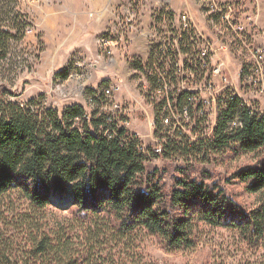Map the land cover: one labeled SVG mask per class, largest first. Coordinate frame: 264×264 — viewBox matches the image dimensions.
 <instances>
[{
	"label": "trees",
	"instance_id": "16d2710c",
	"mask_svg": "<svg viewBox=\"0 0 264 264\" xmlns=\"http://www.w3.org/2000/svg\"><path fill=\"white\" fill-rule=\"evenodd\" d=\"M8 1L0 8L1 59L8 55L6 41H17L12 32L23 25L25 35L34 29L24 24L25 15L8 7L14 0ZM169 15L171 21L174 15ZM151 58L155 64L154 52ZM135 69L145 72L141 65ZM71 71L70 62L58 76L65 81ZM88 95L91 104L98 105L92 114L78 105L59 114L37 100L19 104L0 99V264H140L131 252L138 234L158 238L169 251H191L201 226L237 231L251 244L264 240V199L256 209L244 210L219 185L188 176L176 179L168 194L159 171L147 168L153 160L177 152L208 156L233 149L261 154L264 119L253 118L239 99L231 98L219 107L211 141L178 143V134H167L164 150L157 154L119 128L113 114L102 111L109 100L105 91L91 89ZM189 98L184 93L179 101ZM235 116L244 125L230 134L227 123ZM156 127L157 137L160 122ZM234 179L251 194L263 192L264 159L240 170ZM67 185L72 192L66 209L70 216L51 220V197L62 194ZM15 200L27 202V209L14 211ZM18 243L23 245L20 251ZM120 245L122 254L111 250L102 256Z\"/></svg>",
	"mask_w": 264,
	"mask_h": 264
},
{
	"label": "rangeland",
	"instance_id": "374dc122",
	"mask_svg": "<svg viewBox=\"0 0 264 264\" xmlns=\"http://www.w3.org/2000/svg\"><path fill=\"white\" fill-rule=\"evenodd\" d=\"M148 1H137L140 3L138 18L142 11V6L146 5ZM177 1H180L179 4L181 5L187 0ZM194 1L195 3L199 2L198 0ZM5 2L9 1L0 0V8L6 7L4 6ZM14 2V4H9L8 7H11V9L15 8L16 12L25 15L27 19H25L24 24H32L34 29L25 35L22 32L24 30L23 25L17 28V32H12L17 41L11 40L5 43L8 55L5 59L0 58V99L19 104H27L31 100H37L44 108L54 109L59 114H62L70 106L78 105L83 107L88 114H92L98 108V105L91 104L88 99V91L93 87L100 92L113 88L114 93L108 102L105 103L106 106L103 107L102 111L106 114H113L118 127L125 128L130 134L137 136L146 148L154 150L161 148L164 150L159 141L165 140L170 132L164 127L163 118L168 116L167 114H170V111H173L177 116L180 114L181 107L187 103L184 100L179 101L181 96L184 93H188L191 97H198L199 102L209 97V93L204 88L186 89L177 86L169 90L168 94L156 95L152 84L154 82L152 69L133 73L131 80L125 84H115L110 79L96 83L99 80H92L93 67L83 70L84 77L82 79L69 77V79L63 81L58 76L59 73L47 71L48 68L45 63L43 64L42 55L45 53V43L40 28H35L37 23L41 26L43 21L39 18L37 22L28 13L40 4L41 0H14ZM125 6L126 4L121 6L119 10L122 12ZM160 12L164 13L165 16L161 17L162 14L160 15ZM169 12L174 15L172 11H167V9L153 13L155 19L159 20L162 18L165 22L159 23L158 21L152 35L159 32H174L179 27L177 24L171 25ZM111 28L106 34L100 36H105L111 41V46L106 53L104 55L102 53L99 54L106 60V63L113 59L115 54L112 48L117 43L116 38L109 36ZM223 34L224 28H216L217 37H224ZM19 38H22V40L18 41ZM116 48L118 49L119 47ZM153 50H155V44H151V52H154ZM227 56L236 58V50L227 49ZM95 61L97 64L99 58L97 57ZM134 64L138 65L140 63L136 61ZM119 76H121L119 78L126 77V74L122 72L119 73ZM198 77L200 79V74H198ZM183 80H186L185 75ZM213 85L212 91L217 94L219 91L218 80L215 79ZM200 109V105L195 107L188 117L190 119H183L181 123L183 129L172 135L178 134V143L190 141V144H193L207 139L211 141L214 132L211 136L208 135L213 126H218L221 111H216L214 106H212L207 110V115L200 116ZM157 122H160V128H158L159 135L156 137L154 134L157 129ZM235 147V145L231 146V148ZM263 159L264 150L261 154H243L231 149L221 154L213 152L208 156L205 153L200 154L198 151L177 152L170 153L169 157L153 160L147 165V168L150 171L155 169L159 171L162 183L168 194L174 189L176 179L188 176L190 179L204 181L206 184L219 185L241 208L251 211L256 209L264 199V191L257 194L249 193L245 184L234 179V174L244 168L257 166ZM182 172L183 174H180ZM55 197L72 198L70 186L67 185L62 194H56L51 197L54 207L48 214L51 220L69 217L70 215L66 212V209L70 208L72 199L68 205L59 206L53 200ZM27 207V202L22 200H15L12 204L14 211L26 210ZM200 228L199 242L197 247L191 251H169L158 238L140 233L135 237L134 246L131 249L134 254L133 258L140 264H264V240H261L258 244H251L234 230L208 226H201ZM17 246L19 251L23 247L19 243ZM17 249L15 245L13 250L17 251ZM111 250L115 251L116 254H122L123 252L119 251L124 249L120 245L116 250L108 249L106 253H102V256H105ZM97 264L107 263L100 261Z\"/></svg>",
	"mask_w": 264,
	"mask_h": 264
},
{
	"label": "built area",
	"instance_id": "2783aa9c",
	"mask_svg": "<svg viewBox=\"0 0 264 264\" xmlns=\"http://www.w3.org/2000/svg\"><path fill=\"white\" fill-rule=\"evenodd\" d=\"M137 1L131 0L126 4L110 30L109 36L116 38L117 43L127 42L126 37L136 27L140 8ZM198 1L204 17V30L186 14L178 20L176 31L151 35V44H155V94H168L175 86L204 88L209 93V97L200 102L198 97L189 98L178 116L170 111L162 119L171 136L183 129V119L189 120V115L198 105L201 106L199 115L205 116L212 106L216 110L229 104L231 98L247 101V108L253 109V118L264 119L263 0ZM216 28H224V37L216 36ZM97 44L99 53L104 55L111 41L103 36L98 38ZM227 49H235L236 58H229ZM70 62V78H77L85 68L96 64V61L87 64L79 55H75ZM184 75L186 80H183ZM215 79L218 80L217 94L212 91ZM113 93V88L105 91L108 98ZM243 125L241 118L234 117L227 123L226 132L236 133ZM213 132L214 126L208 136ZM162 142L164 140L159 141V144L162 145ZM154 151L160 154L162 149Z\"/></svg>",
	"mask_w": 264,
	"mask_h": 264
},
{
	"label": "crops",
	"instance_id": "0c3cea01",
	"mask_svg": "<svg viewBox=\"0 0 264 264\" xmlns=\"http://www.w3.org/2000/svg\"><path fill=\"white\" fill-rule=\"evenodd\" d=\"M129 1L41 0V3L28 13L37 22L39 18L43 21L41 26L37 23L35 28H40L43 34L45 53L42 56L47 71L62 72L75 55H79L87 64L94 62L98 57L99 61L93 65L92 80H99L96 83H100L110 79L115 84H125L131 80L133 73L137 72L134 62L139 61L138 65H141L145 71L151 70L154 66L151 61L150 41L157 23L153 17L154 12L164 9L172 11L175 17L169 21L171 25L177 24L182 16L188 14L200 29H205L200 6L194 0L190 2L187 0L181 5L177 0H149L142 6L137 25L129 34L127 42L121 45L116 43L112 48L115 55L106 63V60L99 55L98 38L106 34L117 22L121 12L119 8ZM161 19L159 23H164L165 21ZM122 72L126 77L119 78L121 77L119 73ZM80 74L78 79L84 77L83 71ZM91 89L95 90V87Z\"/></svg>",
	"mask_w": 264,
	"mask_h": 264
},
{
	"label": "bare ground",
	"instance_id": "6f19581e",
	"mask_svg": "<svg viewBox=\"0 0 264 264\" xmlns=\"http://www.w3.org/2000/svg\"><path fill=\"white\" fill-rule=\"evenodd\" d=\"M224 35V34H223ZM233 54V53H232ZM154 83V82H153ZM237 99H239V101H240V103H241V106L243 107V108H247V101H243V99L242 98H237ZM248 110H249V112H250V114L251 115H253V109H251V108H247ZM216 111H218L219 112V108L218 109H216ZM216 124H217V122H216ZM216 127V125L214 126V128ZM53 200H54V202H56L58 205H60V206H65V205H67L69 202H70V197H65V198H57V197H55V198H53Z\"/></svg>",
	"mask_w": 264,
	"mask_h": 264
}]
</instances>
